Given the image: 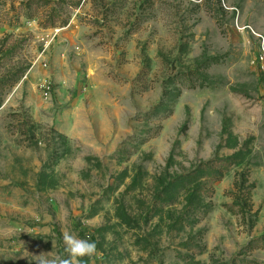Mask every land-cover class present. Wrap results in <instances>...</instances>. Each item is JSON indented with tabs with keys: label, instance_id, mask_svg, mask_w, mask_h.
Segmentation results:
<instances>
[{
	"label": "rangeland",
	"instance_id": "obj_1",
	"mask_svg": "<svg viewBox=\"0 0 264 264\" xmlns=\"http://www.w3.org/2000/svg\"><path fill=\"white\" fill-rule=\"evenodd\" d=\"M263 48L264 0H0V264H264Z\"/></svg>",
	"mask_w": 264,
	"mask_h": 264
},
{
	"label": "trees",
	"instance_id": "obj_2",
	"mask_svg": "<svg viewBox=\"0 0 264 264\" xmlns=\"http://www.w3.org/2000/svg\"><path fill=\"white\" fill-rule=\"evenodd\" d=\"M209 61L217 62L216 57H211ZM240 163V160L237 154L229 155L226 157L211 159L206 162L199 163L193 170L181 174L177 176L173 182V185H179L181 187L192 186V188L188 189L190 192V196L201 195L203 193V188L200 189L196 186V182L200 179H204V186L208 185L212 187V185L220 181L223 177L227 169L233 165ZM246 173L248 172H240L237 174L235 182L233 184V191L231 192V196L234 199V205L238 207V211L242 213V215H246L247 210H251L250 206H248L249 193L250 190L253 189L254 184L248 183V177H246ZM192 194V195H191ZM173 204V200H168V205ZM194 247H199L198 245H194Z\"/></svg>",
	"mask_w": 264,
	"mask_h": 264
},
{
	"label": "clouds",
	"instance_id": "obj_3",
	"mask_svg": "<svg viewBox=\"0 0 264 264\" xmlns=\"http://www.w3.org/2000/svg\"><path fill=\"white\" fill-rule=\"evenodd\" d=\"M66 256L55 255L51 251L34 257L35 264H84V258H91L97 252V245L89 239L65 232L63 235Z\"/></svg>",
	"mask_w": 264,
	"mask_h": 264
},
{
	"label": "built area",
	"instance_id": "obj_4",
	"mask_svg": "<svg viewBox=\"0 0 264 264\" xmlns=\"http://www.w3.org/2000/svg\"><path fill=\"white\" fill-rule=\"evenodd\" d=\"M258 59H259V61H263L264 60V48H263V50L260 51Z\"/></svg>",
	"mask_w": 264,
	"mask_h": 264
}]
</instances>
